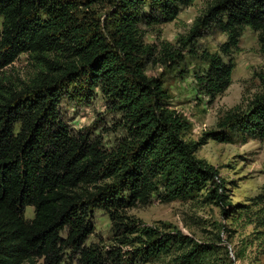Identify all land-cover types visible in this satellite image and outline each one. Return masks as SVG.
I'll list each match as a JSON object with an SVG mask.
<instances>
[{"label":"trees","instance_id":"16d2710c","mask_svg":"<svg viewBox=\"0 0 264 264\" xmlns=\"http://www.w3.org/2000/svg\"><path fill=\"white\" fill-rule=\"evenodd\" d=\"M194 1L0 0V264H62L66 258L116 264L121 255L115 247L87 244L98 210L109 215L120 244L138 232L148 237L131 263L142 264L184 241L176 233L142 228L130 209L203 193L229 210L218 169L196 153L209 139L264 138V94L249 111L234 108L218 129L187 141L190 121L172 107L162 78L146 73L150 62L177 63L182 53L169 42L145 43L142 26L174 21ZM99 3L109 6L104 18L93 9ZM247 27L264 41V0H215L192 28L227 35L220 52L203 53L208 67L196 75L211 100L232 84V54ZM191 40L184 39V46ZM22 54L33 70L16 82L4 70ZM71 87L86 97L99 88L120 115L125 135L114 146L72 131L62 118L61 98ZM28 206L34 207L32 219L25 216ZM208 251L196 244L180 264Z\"/></svg>","mask_w":264,"mask_h":264},{"label":"rangeland","instance_id":"374dc122","mask_svg":"<svg viewBox=\"0 0 264 264\" xmlns=\"http://www.w3.org/2000/svg\"><path fill=\"white\" fill-rule=\"evenodd\" d=\"M214 2L195 0L191 6L183 8L174 21L142 26L145 43L160 46L169 42L182 53L177 63L150 62L146 73L162 78L172 95V107L190 121L191 127L184 133L187 141H198L206 132L218 129L219 121L234 108L237 113L249 111L255 98L264 94V41L260 32L250 27L243 32L240 49L232 54L235 68L229 88L213 100L198 88L196 75L208 67L203 53L220 52V45L227 40V35L219 29H199L192 33L197 19ZM93 9L104 18L109 6L99 3ZM187 38L192 39L191 43L184 46L183 40ZM32 70L28 55L22 54L5 68L4 74L21 82L27 80ZM68 92L62 95L59 110L72 131L89 132L91 138L101 139L108 148L122 139L125 131L119 128L120 115L109 107L99 88L89 91L87 97L81 96V89L74 87L68 88ZM196 155L218 169L226 187L225 204H230V208L225 211L218 202L206 201L201 193L186 201L154 200L149 205L130 209L128 214L140 219L142 228L176 233L184 241L171 243L169 252L145 259L142 264H180V256L196 244L207 245L209 251L192 264H264V138H249L246 142L241 137L232 142L209 139ZM34 214L33 206L26 207L27 219H32ZM90 223L94 232L87 244L115 247L121 255L114 261L116 264L134 262L136 251L148 240L138 232L130 237L129 244H120L109 215L102 210L95 212ZM62 264L78 262L66 258Z\"/></svg>","mask_w":264,"mask_h":264}]
</instances>
